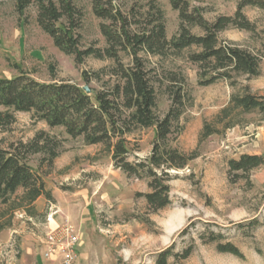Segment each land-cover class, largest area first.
<instances>
[{
    "label": "rangeland",
    "instance_id": "rangeland-1",
    "mask_svg": "<svg viewBox=\"0 0 264 264\" xmlns=\"http://www.w3.org/2000/svg\"><path fill=\"white\" fill-rule=\"evenodd\" d=\"M113 1L133 28L138 22L143 28L159 10L166 39L179 31L178 11L169 0ZM181 1L190 11L198 9L208 23L221 17L234 19L239 4V0ZM74 4L78 12L73 22L66 18L63 22L76 28L80 48H106L99 25L109 22L95 17L92 0H74ZM242 13L250 30L231 23L218 38L264 57V10L246 6ZM37 16L36 0H29L22 13L17 10V0H0V78L15 77L20 71L39 82L54 79L100 90L108 81L113 61L87 57L76 64L72 56L55 47L39 27ZM190 32L201 34L197 28ZM188 53L169 51L163 57L139 53L153 76L160 117L171 106V94H184V109L176 127L180 131L169 145L186 158L193 156L185 168L168 172L170 204L158 212H152L141 196L149 192L147 180L128 177L116 169L101 146H86L62 129L35 123L30 114L15 115L16 122L0 132V148L28 143L43 131L58 143L57 157L52 166L40 154L30 157L29 165L42 174L52 200L39 198L33 217L16 212L6 221L8 227L0 232V264H63L58 254L45 258L43 248L49 234L66 227L79 238L77 257L71 264H154L158 254L170 246L175 253L193 250L187 259H171L169 264H264V164L246 175L229 171V162L240 156L264 157V118L238 115L231 129H224V122L217 124L219 112L228 107L232 94L241 95L247 88L254 96H264V58L259 77L237 76L204 86L198 84L199 72L188 60ZM118 57L123 64L130 61L123 54ZM95 71L102 72L100 83H84L82 74ZM204 125L218 132L201 137ZM153 138L151 129L128 135V161L147 159ZM210 233L222 236L209 241ZM226 243L236 247L240 256L220 252Z\"/></svg>",
    "mask_w": 264,
    "mask_h": 264
},
{
    "label": "trees",
    "instance_id": "trees-1",
    "mask_svg": "<svg viewBox=\"0 0 264 264\" xmlns=\"http://www.w3.org/2000/svg\"><path fill=\"white\" fill-rule=\"evenodd\" d=\"M169 1L172 9L178 11L180 27L176 35L167 40L162 11H156L143 28H140V22L138 27L135 25L138 23H134L136 28H133L128 17L116 9L113 0H92L95 17L109 22L108 25H99L107 47L81 49L76 28L63 22L66 18L72 23L77 15L74 0H36L37 23L61 53L72 56L76 64L87 57L110 59L114 64L108 81L100 90L88 87L90 94L69 81L39 82L20 71L15 77L0 78V132H6L16 122L17 113H27L35 123L44 122L49 129H62L64 134L81 139L86 146L99 145L111 156L116 169L128 177L147 180L149 192L141 196L152 212L167 208L170 204L168 172L185 168L193 159V156L186 158L169 145L180 131L176 127L183 113L185 96L181 92L170 93L171 106L160 117L153 76L139 53L163 57L169 51L173 54L189 52L188 60L199 72L198 84L204 86L218 80L230 81L237 76L259 77L263 56L258 57L231 43H222L218 34L231 23L241 30H250V23L242 13L246 6L264 10L261 0H239L234 19L221 17L208 23L198 9L190 11L185 1ZM28 4L29 0H17L19 13ZM190 28L199 29L201 34H192ZM118 54L129 57V63L123 64ZM101 73H83V82L100 83ZM219 113L217 124L224 122V129L235 126L238 115L258 114L264 118V96H254L245 88L241 95L232 94L228 107ZM141 129L154 131L152 152L147 159L130 162L127 159L130 154L127 136ZM202 129L201 137L204 138L218 132L208 125ZM57 146L58 143L48 134L40 131L28 143H12L6 149L0 148V232L8 227L6 223L14 213L22 212L33 217L37 213L34 204L39 198L52 200L42 174L29 165V159L40 154L42 160L52 166L57 157ZM263 164L264 157L243 155L229 162V171L246 175ZM210 234L209 241L222 236ZM192 250L190 247L175 253L170 246L158 254L154 264L187 259ZM220 252L240 256L239 250L230 243L220 246Z\"/></svg>",
    "mask_w": 264,
    "mask_h": 264
},
{
    "label": "built area",
    "instance_id": "built-area-1",
    "mask_svg": "<svg viewBox=\"0 0 264 264\" xmlns=\"http://www.w3.org/2000/svg\"><path fill=\"white\" fill-rule=\"evenodd\" d=\"M78 241V235L71 227L55 230L46 237L43 255L49 259L58 254L62 258L63 264H71L77 257L75 250Z\"/></svg>",
    "mask_w": 264,
    "mask_h": 264
},
{
    "label": "water",
    "instance_id": "water-1",
    "mask_svg": "<svg viewBox=\"0 0 264 264\" xmlns=\"http://www.w3.org/2000/svg\"><path fill=\"white\" fill-rule=\"evenodd\" d=\"M82 88L84 89V91H85L87 94H90V89H89V88H87L86 86H83Z\"/></svg>",
    "mask_w": 264,
    "mask_h": 264
}]
</instances>
